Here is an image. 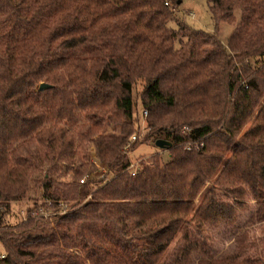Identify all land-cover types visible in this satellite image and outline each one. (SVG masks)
Segmentation results:
<instances>
[{
    "label": "trees",
    "instance_id": "obj_1",
    "mask_svg": "<svg viewBox=\"0 0 264 264\" xmlns=\"http://www.w3.org/2000/svg\"><path fill=\"white\" fill-rule=\"evenodd\" d=\"M181 1L0 0V264H264L246 232L218 253L187 230L234 221L247 195L264 224V0H207L233 24L227 45L178 20ZM139 79L148 119L132 140ZM157 138L168 159L131 175L129 152ZM30 181L42 201L15 232L4 217Z\"/></svg>",
    "mask_w": 264,
    "mask_h": 264
},
{
    "label": "rangeland",
    "instance_id": "obj_2",
    "mask_svg": "<svg viewBox=\"0 0 264 264\" xmlns=\"http://www.w3.org/2000/svg\"><path fill=\"white\" fill-rule=\"evenodd\" d=\"M174 9L175 10H173V12L175 13V17L178 20L194 29L215 32L220 41L224 45H227V40L233 29V24L225 20H220L218 21L217 25H215L211 18L207 0H182L181 3ZM235 14L236 16H239V11H235ZM170 25L175 27L174 22H170ZM143 85L144 81L139 79L132 85L131 90L133 99L132 119H135L138 122L137 124L139 127L137 134L139 135L145 132V126L147 124L146 119H148V116L142 113V107L140 105V96L143 90ZM247 126L248 124L245 125L243 130H245ZM118 130V128L112 126H104L103 132L105 134H110L118 132ZM88 150L91 151L92 147H89ZM157 152L163 160L168 159V151L166 149H159L154 145L153 142L150 141L137 145L134 150L129 152V156L131 157L132 162L139 160L141 162L142 160H148L150 156ZM90 158H93V154L90 155ZM38 173V175L33 176V179H37V181L40 179L41 182L43 173ZM70 175L71 174L68 173L60 177V174L56 173L51 174V177L54 182H62L66 180L70 181ZM207 184L212 185V182H208ZM29 187L30 189L23 198L10 203L8 212L4 217V223L8 225L7 228L15 232L17 231V225H19L20 221L26 216L27 207H31L35 203H40L42 201L40 199L42 189L39 182L30 181ZM220 198L224 201H232V198L224 193H220ZM244 201L246 203V207L239 208L237 210L236 218L232 222H220L215 225H205L199 234L196 232L195 227H188L187 230H189V234L192 236V239H190V241L193 242L192 244H198V247H201L202 244H205L208 249H212L214 251H218V253H221L223 251L234 250V238L246 232L247 239L244 243V249L246 253L252 257L261 256L264 252V224L256 222L253 218L256 203L255 200H253L250 195H247ZM74 202L75 201L71 200H62L60 201L59 205H70ZM185 230L186 229L179 231L169 243L164 254L165 260L172 259L173 255H178V248L187 243L188 240L184 239ZM0 250L2 253H4L2 247ZM191 257L192 261L188 262L187 264H196V255L192 254ZM27 261H30L28 256L22 257L21 264H24Z\"/></svg>",
    "mask_w": 264,
    "mask_h": 264
},
{
    "label": "water",
    "instance_id": "obj_3",
    "mask_svg": "<svg viewBox=\"0 0 264 264\" xmlns=\"http://www.w3.org/2000/svg\"><path fill=\"white\" fill-rule=\"evenodd\" d=\"M179 2V1H178ZM50 87L49 84L45 82H41L38 86L39 90H43ZM154 145L160 149H168L171 146V142L169 140L163 139V138H157L154 141Z\"/></svg>",
    "mask_w": 264,
    "mask_h": 264
},
{
    "label": "built area",
    "instance_id": "obj_4",
    "mask_svg": "<svg viewBox=\"0 0 264 264\" xmlns=\"http://www.w3.org/2000/svg\"><path fill=\"white\" fill-rule=\"evenodd\" d=\"M165 4H167V2H165ZM171 9L175 10L173 7ZM143 113L146 115V111H143ZM140 135L135 133L134 135H132L131 139L134 140L137 136H140ZM127 169L131 173V175H135L138 172V170L140 169L139 161L131 162ZM84 179H85V177H82L81 179H79V182H83ZM43 214L46 215V213H43Z\"/></svg>",
    "mask_w": 264,
    "mask_h": 264
}]
</instances>
